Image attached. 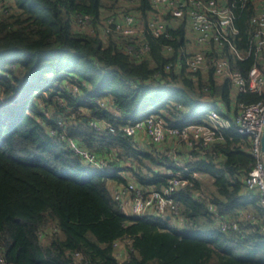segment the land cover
I'll list each match as a JSON object with an SVG mask.
<instances>
[{"label":"trees","instance_id":"trees-1","mask_svg":"<svg viewBox=\"0 0 264 264\" xmlns=\"http://www.w3.org/2000/svg\"><path fill=\"white\" fill-rule=\"evenodd\" d=\"M3 2L0 264H264V233L257 225L264 222V207L244 184L255 163L246 137L230 125L215 131L207 146L187 147L169 133L153 143L145 133L122 131L148 116L166 129L212 128L210 108L222 105L220 119L230 123L240 102L262 96L232 95L231 85L210 70L175 68L186 56L185 21L172 23L165 15L167 35L154 37L147 28L149 0ZM233 12L236 48L251 53L238 60L223 51L232 69L246 75L255 58L254 7L249 1ZM128 13L141 21L140 36L102 33L108 17ZM79 17L87 20L84 28L76 24ZM141 41L149 50L137 59L126 49ZM71 143L106 159L108 170L84 163ZM168 170H185L188 181L172 193L176 214L137 216L112 199L114 187L131 182L142 192L164 190ZM220 218L237 220V229L222 231Z\"/></svg>","mask_w":264,"mask_h":264},{"label":"built area","instance_id":"built-area-1","mask_svg":"<svg viewBox=\"0 0 264 264\" xmlns=\"http://www.w3.org/2000/svg\"><path fill=\"white\" fill-rule=\"evenodd\" d=\"M3 1L0 0V7ZM249 1L254 7L250 22L255 27L253 34L255 58L246 75H242L232 69L226 53L234 55L238 60H245L251 53L250 49L244 52L237 49L234 43L238 30L234 25L233 8L237 4L242 7ZM149 2L153 11L147 21V28L154 37L167 35L166 25L170 21L172 23H177L181 19L185 21L186 56L184 60L180 58L176 60L175 68H184L191 74L210 70L215 77L227 81L236 93L256 94L262 96V100L252 103L240 102L236 112L231 116L230 123L220 119L219 112L224 111L222 105L217 106L218 109L210 108L208 119L213 123L212 128L202 124H190L166 129L161 120L155 116H148L123 126L122 131L131 137L142 131L153 143L162 142L166 133H169L184 140L186 146L191 147L198 143L207 146L213 140L215 131L232 125L234 131L249 141V153L255 160L254 166L244 179L246 191L264 207V152L261 150V135L264 128V0H149ZM167 14L170 15V21L164 17ZM76 24L79 28H84L87 20L79 17ZM103 25L104 35H118L132 40L142 33L141 21L129 13L116 18L108 17ZM224 48L226 53L223 51ZM148 50L149 45L143 41L137 45H129L126 49L127 53L133 54L137 59ZM166 50L169 52L172 49L167 46ZM171 67V64L165 65L166 70ZM99 103L104 105L102 101ZM89 125L96 131L102 130L94 121H89ZM71 147L75 153L80 154L84 163L100 172L108 170L109 163L106 159H98L91 152L78 148L75 143H71ZM176 164L182 168L180 163ZM182 172L168 170L166 172L168 187L160 192L155 190L142 192L131 182L127 187H114L112 199L133 215L142 216L149 211L159 216L174 215L177 213V204L172 193L188 183ZM238 215L239 218L245 217L241 211ZM246 217L251 221L254 219L252 215ZM219 221L222 231L237 229L238 221L235 219L220 218ZM257 225L259 231L264 233V222ZM80 259L81 257H78V260Z\"/></svg>","mask_w":264,"mask_h":264},{"label":"rangeland","instance_id":"rangeland-1","mask_svg":"<svg viewBox=\"0 0 264 264\" xmlns=\"http://www.w3.org/2000/svg\"><path fill=\"white\" fill-rule=\"evenodd\" d=\"M6 2H8V0H5ZM4 3V2H3ZM236 94V92L234 91V90H232V95H235ZM141 137V136H140ZM94 169V168H93ZM94 170H96V169H94ZM116 250H117V255H119V253H120V251L122 252V250H123V244L121 243V242H119L118 244H117V246H116Z\"/></svg>","mask_w":264,"mask_h":264},{"label":"water","instance_id":"water-1","mask_svg":"<svg viewBox=\"0 0 264 264\" xmlns=\"http://www.w3.org/2000/svg\"><path fill=\"white\" fill-rule=\"evenodd\" d=\"M261 150L264 152V128L261 135Z\"/></svg>","mask_w":264,"mask_h":264},{"label":"crops","instance_id":"crops-1","mask_svg":"<svg viewBox=\"0 0 264 264\" xmlns=\"http://www.w3.org/2000/svg\"><path fill=\"white\" fill-rule=\"evenodd\" d=\"M138 136H145L144 132L138 133ZM179 163V162H178Z\"/></svg>","mask_w":264,"mask_h":264}]
</instances>
